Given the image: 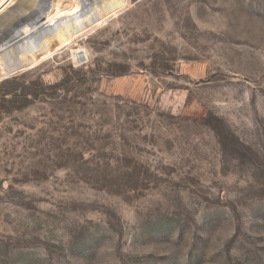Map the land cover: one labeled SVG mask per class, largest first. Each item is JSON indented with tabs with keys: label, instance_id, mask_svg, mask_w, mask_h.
<instances>
[{
	"label": "rangeland",
	"instance_id": "374dc122",
	"mask_svg": "<svg viewBox=\"0 0 264 264\" xmlns=\"http://www.w3.org/2000/svg\"><path fill=\"white\" fill-rule=\"evenodd\" d=\"M104 4L0 59V264H264V0Z\"/></svg>",
	"mask_w": 264,
	"mask_h": 264
},
{
	"label": "bare ground",
	"instance_id": "6f19581e",
	"mask_svg": "<svg viewBox=\"0 0 264 264\" xmlns=\"http://www.w3.org/2000/svg\"><path fill=\"white\" fill-rule=\"evenodd\" d=\"M31 1L35 2V0H25V1L23 0L17 6L16 9L12 11H7L5 17L12 15L16 10L18 11L23 10L24 7H26L25 6L26 2H31ZM74 1L75 4L71 8L67 10H60L57 5L58 3L55 2L54 0H48V5L46 9L41 8L42 0H38V4H37L39 6L38 10L41 12L43 17V21L40 22L39 24L41 25V27H43L44 25L45 26L52 25L54 26V29L51 31H46V30L39 31L36 25H32V26L23 25L19 29H14L11 34L12 37L10 39H8L7 37L5 41L0 42V59L9 58L8 59L9 61L7 60L5 61L6 64L3 65L2 64L3 62L1 63V66L3 65V69L4 67H6L8 68L9 72H13L19 68L25 69L33 65V62H29L28 64L19 63L17 60L18 55L31 56V58H33L35 62L37 60L36 57L40 54L45 53L44 57L45 58L48 57L49 54H52L51 51H49V46L52 40L54 39L59 42V49H62L65 46L69 45L73 37L77 36V34L85 30V28L87 27L86 23L92 24L93 23L92 18H95L97 21V18L101 14L100 12L97 11L102 5L103 6L105 5L104 4L105 0L104 2H101L102 0L101 1L99 0V3L95 2L93 7L90 8L87 15L82 18V17H76L81 9L80 0H74ZM4 11H6V8L0 7V14L3 13ZM70 17L73 18V20L70 19ZM84 18L89 19L88 22L83 21ZM62 28H64V30H61ZM75 58L78 60H82L83 52L78 50L75 54ZM10 62L14 63L15 65L14 68H11L13 66L11 67L9 66Z\"/></svg>",
	"mask_w": 264,
	"mask_h": 264
},
{
	"label": "water",
	"instance_id": "95a60500",
	"mask_svg": "<svg viewBox=\"0 0 264 264\" xmlns=\"http://www.w3.org/2000/svg\"><path fill=\"white\" fill-rule=\"evenodd\" d=\"M95 2L99 3V0H80V3H81V9L80 11L78 12V15L76 17H85L87 15V13L89 12L90 8L93 7V5L95 4ZM41 8L42 9H46L47 8V5H48V0H42V4H41ZM70 19L73 20V18L70 17ZM93 20V23L96 21L95 18H92ZM43 21V17H42V14L39 10H37L35 13H33V17L31 20H29L28 22H26V24H23V23H18L14 28H12L8 34H7V37L8 39H10L12 37V32L14 29H19L21 26L23 25H28V26H32V25H36L37 28L39 29V31H42V30H46V31H51L54 29V26L52 25H47V26H43L41 27V25L39 24L40 22ZM86 26H90V24L86 23ZM20 70H23V68H19L13 72H16V71H20ZM12 73V72H11Z\"/></svg>",
	"mask_w": 264,
	"mask_h": 264
}]
</instances>
